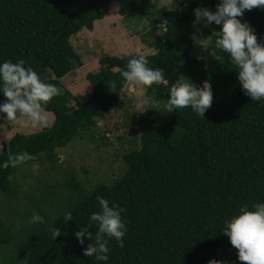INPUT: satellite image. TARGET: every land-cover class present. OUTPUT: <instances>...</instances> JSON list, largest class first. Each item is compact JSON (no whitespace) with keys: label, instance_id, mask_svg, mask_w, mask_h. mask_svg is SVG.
<instances>
[{"label":"trees","instance_id":"trees-1","mask_svg":"<svg viewBox=\"0 0 264 264\" xmlns=\"http://www.w3.org/2000/svg\"><path fill=\"white\" fill-rule=\"evenodd\" d=\"M113 1L0 0V61L23 59L45 82L62 90L46 105L55 116L52 125L30 134L16 132L2 144L0 161L10 151L52 162L56 149L110 113L125 86L117 79L119 72L133 55H102L98 69L86 75L93 87L88 94H73L61 79L82 65L72 36L83 27L92 30ZM174 1V7H168L152 0H120L119 11L148 20L153 39L146 42L155 52L145 56L149 66L164 70L166 81L151 85L149 95L166 100L168 88L183 75L197 86L209 81L211 105L203 117L184 108L150 120L140 148L123 155L124 171L112 183L86 190L67 181L76 200L20 245L24 264H220L218 248L236 250L221 230L223 221L243 204L264 202V101L243 94L226 53L217 50L218 58L209 67L190 55L193 9L215 10L219 0ZM243 14V22L264 44V7ZM113 79L117 86L111 90L107 83ZM4 99L0 94V101ZM17 166L0 168V191L9 193ZM97 196L122 206L126 218L123 243L109 239L107 262L84 256L82 248L91 241L84 237L81 245L74 236L78 225L85 226L90 213L98 211ZM65 212H71L73 220L65 221ZM51 228L61 229L55 240ZM89 231L94 237L95 227Z\"/></svg>","mask_w":264,"mask_h":264},{"label":"rangeland","instance_id":"rangeland-1","mask_svg":"<svg viewBox=\"0 0 264 264\" xmlns=\"http://www.w3.org/2000/svg\"><path fill=\"white\" fill-rule=\"evenodd\" d=\"M152 1L158 6L175 5L174 0ZM119 9L120 0H114L107 14L95 21L92 30L83 27L72 36L71 43L79 53L82 65L64 75L61 81L73 94L91 92L93 87L86 75L98 69V59L102 55L132 56L155 52L146 42V39L152 40L153 37L149 35L145 16L138 13L121 14ZM237 18L243 22L245 16L242 14ZM219 28L214 23L205 26L201 22L193 25V32L197 40L210 39L207 37ZM202 46L194 41L190 55L196 59L202 57L197 59L200 65L212 66L218 54L215 59ZM206 46L212 45L209 43ZM45 72L48 76L52 75L48 70ZM149 88L125 84L110 113L104 118H97L92 128L81 132L68 145L56 149L55 160L50 162L41 157L34 161L28 158L17 166L11 176L9 193L0 191V264H24L18 249L31 232L41 226L40 223H27L33 212L43 216L46 223L76 200L70 197L72 194H69L71 189L67 187V181L71 179L90 190L101 183H112L122 175L125 168L123 155L140 148L141 135L150 120L167 116L154 109L142 111V100L149 95ZM45 111L49 120L46 127H50L55 116L51 111ZM46 127L33 128L25 118L18 119L15 124L0 119V151L2 144L16 132L30 134ZM236 252L218 248L216 254L220 264H241Z\"/></svg>","mask_w":264,"mask_h":264},{"label":"clouds","instance_id":"clouds-1","mask_svg":"<svg viewBox=\"0 0 264 264\" xmlns=\"http://www.w3.org/2000/svg\"><path fill=\"white\" fill-rule=\"evenodd\" d=\"M253 7H264V0H219L215 11L207 7L193 9V25L203 23L208 26L212 23L219 25L218 31H213L207 38L197 40L196 43L208 50V55L216 59L217 50L227 54L230 63L236 71V78L244 95L252 101H264V44L257 41V36L252 26L242 22L237 17L244 10ZM211 43V47H207ZM202 59V57H197ZM183 77V78H181ZM168 88L167 99L160 100L151 95H145L142 100L143 110L154 109L159 113H176L184 108L199 117L212 103L211 85L204 80L197 86L190 79L181 75ZM78 78V74H77ZM121 84H136L150 87L154 83L165 81L164 70L159 66H149L147 57L135 54L126 62L124 69L120 70ZM109 89L117 86L116 79L110 80ZM0 94L5 98L0 101V113L5 114L3 119L9 124H15L18 119L25 118L27 123L35 127H46L48 115L46 105L62 90L52 83L45 82L38 73L26 65L23 59L15 62L10 60L0 61ZM29 158L26 152L12 153L8 151L7 159L0 161V168L16 167ZM98 211L91 212L85 226L78 225L79 230L74 236L78 243L84 244V237L91 243L82 248L84 256L94 258L96 261L107 262L109 239H114L117 244H122L121 237L125 231V219L122 218V206L109 201L101 196L96 197ZM65 221L73 220L71 212L63 214ZM27 223H45L44 217L33 212ZM95 227L93 237L89 228ZM222 232L237 252L236 258L246 264H264V202L243 204L239 206L236 214L223 221ZM61 235L60 228H51L50 236L53 240ZM219 264V262H209Z\"/></svg>","mask_w":264,"mask_h":264}]
</instances>
